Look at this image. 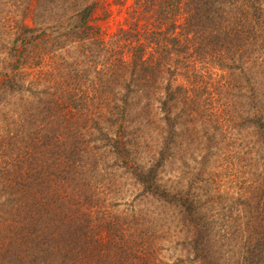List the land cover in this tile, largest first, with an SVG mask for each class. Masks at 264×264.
<instances>
[{
  "label": "trees",
  "instance_id": "obj_1",
  "mask_svg": "<svg viewBox=\"0 0 264 264\" xmlns=\"http://www.w3.org/2000/svg\"><path fill=\"white\" fill-rule=\"evenodd\" d=\"M154 127L148 165L129 164ZM236 135L247 213L228 258L264 264V0H0V264H156L144 219L100 198L113 168L174 207L194 264H227L162 170L184 142L206 158Z\"/></svg>",
  "mask_w": 264,
  "mask_h": 264
},
{
  "label": "rangeland",
  "instance_id": "obj_2",
  "mask_svg": "<svg viewBox=\"0 0 264 264\" xmlns=\"http://www.w3.org/2000/svg\"><path fill=\"white\" fill-rule=\"evenodd\" d=\"M121 18V16L118 17L119 20ZM115 27L116 21L114 20L107 24L110 30H114ZM217 68L214 65L213 69L207 73V77L212 78L216 85H221L226 81L225 77H228V74L218 78L215 74H222V72ZM237 73L238 70L233 71L231 77ZM156 129L157 127H154L138 132V136H144V139L137 137L140 140L138 151L136 152L132 147L129 164L148 165V161L141 157L146 158L147 152L153 146ZM244 137L237 135L230 137L225 142L224 147L228 146V148L223 151L224 153L221 149H216V141L215 144L209 143L208 146L213 155L206 158L196 141L184 142L181 150L173 152L172 157L166 160L162 170V176L166 180L174 179L187 183L184 187L192 195L191 209L195 210L193 217L200 218L208 230V236L204 238L207 241H201L200 245L205 246L210 240H216L217 248L225 255L227 264H236V258H228V254L233 256L236 245H239L238 231L246 220L245 214L247 213L243 212L245 204H242L245 202L242 194L243 188L248 186L231 184L232 175L237 174L235 170L240 171L239 182L247 180V169L242 168L246 157L249 156L245 152L247 137ZM112 170L116 174L110 177L111 186L108 188L110 191L100 197L103 204L109 205L113 214H121L126 219H129L128 214L132 212L136 213L141 220L144 219V228L148 235L155 236L152 243L156 248L154 254L156 264H194V246L189 241L192 235L178 222L174 207L157 204L145 197L129 170L116 168ZM98 171H103V161H99ZM108 172H111V169ZM96 183L101 184L100 181Z\"/></svg>",
  "mask_w": 264,
  "mask_h": 264
}]
</instances>
